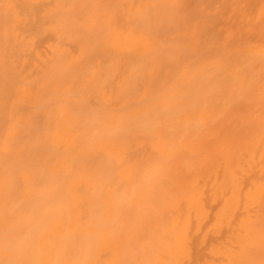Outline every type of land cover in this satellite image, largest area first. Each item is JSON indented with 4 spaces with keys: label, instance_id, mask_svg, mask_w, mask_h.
Here are the masks:
<instances>
[{
    "label": "bare ground",
    "instance_id": "bare-ground-1",
    "mask_svg": "<svg viewBox=\"0 0 264 264\" xmlns=\"http://www.w3.org/2000/svg\"><path fill=\"white\" fill-rule=\"evenodd\" d=\"M0 264H264V0H0Z\"/></svg>",
    "mask_w": 264,
    "mask_h": 264
}]
</instances>
